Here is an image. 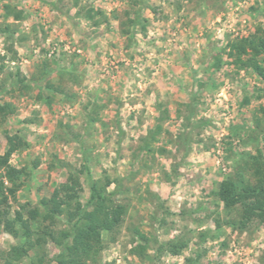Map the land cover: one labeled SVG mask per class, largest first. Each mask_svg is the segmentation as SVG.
<instances>
[{
  "label": "rangeland",
  "instance_id": "obj_1",
  "mask_svg": "<svg viewBox=\"0 0 264 264\" xmlns=\"http://www.w3.org/2000/svg\"><path fill=\"white\" fill-rule=\"evenodd\" d=\"M6 4L22 20H5ZM89 8L108 22L95 27ZM253 35H264V0H0V104L15 108L0 155L22 171L11 215L22 204L44 214L70 174L83 210L86 163L95 181L114 182L109 191L121 186L127 208L96 264H264V223L239 229L242 208L217 195L228 178L252 179L259 152L264 164V79L229 56ZM137 232L152 262L132 254ZM169 242L185 247L161 250ZM20 246L0 226V251ZM43 252L56 264L54 244Z\"/></svg>",
  "mask_w": 264,
  "mask_h": 264
},
{
  "label": "trees",
  "instance_id": "obj_2",
  "mask_svg": "<svg viewBox=\"0 0 264 264\" xmlns=\"http://www.w3.org/2000/svg\"><path fill=\"white\" fill-rule=\"evenodd\" d=\"M4 9L5 20L10 17L16 21L22 20L23 13L16 11L11 5L6 4ZM85 19L95 27L108 22L103 11L93 8L86 11ZM4 25L3 29L10 32V26ZM229 48V56L237 66L251 68L264 79V68L259 62L264 54V35L242 38L230 44ZM42 68L45 73L46 64ZM23 80L24 78H20L19 82L23 83ZM48 85L53 89L49 82ZM14 113L12 104H0V124H4ZM9 140L13 148L17 147L13 138ZM154 140L156 139L153 136L151 141ZM143 149L151 151L149 138L144 139ZM259 154L260 158L263 157L261 152ZM10 157V152L0 155V226L20 241L21 246L16 254L0 251V264H18L22 259L32 257L34 264H45L43 251L49 243L59 250L53 259L56 264H96L105 248L103 235L118 230L127 213L126 206L116 202L121 186L118 184L109 191L114 182L110 179H106L104 184L95 181L85 163L90 197L83 210L78 209L82 184L79 178L70 174L67 181L60 184L49 199L42 200L44 214L38 208L22 204L12 216L11 200L16 201L22 171L10 164ZM260 158H254L251 163L252 179L244 176L235 180L228 178L221 183L217 194L226 209L232 210L237 206L242 208L241 217L237 221L239 229H246L255 220L264 223V164ZM137 234L141 242L132 250V254L141 260L152 262L153 259L148 255V238L141 232ZM184 247L185 244L169 242L162 244L161 250L167 249L170 254L178 255Z\"/></svg>",
  "mask_w": 264,
  "mask_h": 264
}]
</instances>
